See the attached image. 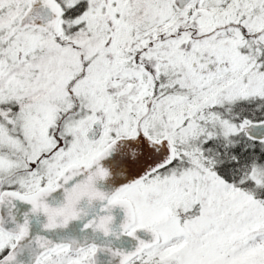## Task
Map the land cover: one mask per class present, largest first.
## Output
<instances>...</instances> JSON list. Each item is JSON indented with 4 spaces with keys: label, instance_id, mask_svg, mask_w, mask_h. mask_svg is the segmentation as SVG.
Instances as JSON below:
<instances>
[{
    "label": "snow or ice",
    "instance_id": "1",
    "mask_svg": "<svg viewBox=\"0 0 264 264\" xmlns=\"http://www.w3.org/2000/svg\"><path fill=\"white\" fill-rule=\"evenodd\" d=\"M0 264H264V0H0Z\"/></svg>",
    "mask_w": 264,
    "mask_h": 264
}]
</instances>
